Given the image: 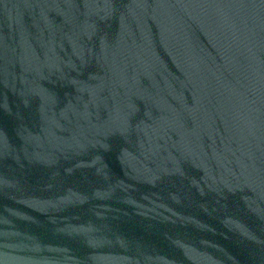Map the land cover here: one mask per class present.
Segmentation results:
<instances>
[{"label": "water", "instance_id": "95a60500", "mask_svg": "<svg viewBox=\"0 0 264 264\" xmlns=\"http://www.w3.org/2000/svg\"><path fill=\"white\" fill-rule=\"evenodd\" d=\"M0 264H264V0H0Z\"/></svg>", "mask_w": 264, "mask_h": 264}]
</instances>
